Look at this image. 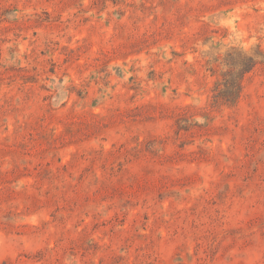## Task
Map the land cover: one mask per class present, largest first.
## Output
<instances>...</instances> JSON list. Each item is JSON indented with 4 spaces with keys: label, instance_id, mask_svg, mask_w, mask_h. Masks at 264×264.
<instances>
[{
    "label": "rangeland",
    "instance_id": "rangeland-1",
    "mask_svg": "<svg viewBox=\"0 0 264 264\" xmlns=\"http://www.w3.org/2000/svg\"><path fill=\"white\" fill-rule=\"evenodd\" d=\"M0 264H264V0H0Z\"/></svg>",
    "mask_w": 264,
    "mask_h": 264
}]
</instances>
